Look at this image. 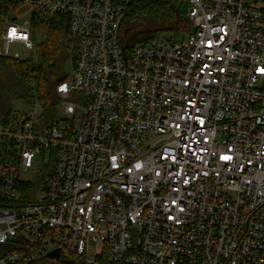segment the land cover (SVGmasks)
Returning a JSON list of instances; mask_svg holds the SVG:
<instances>
[{"label":"built area","instance_id":"built-area-1","mask_svg":"<svg viewBox=\"0 0 264 264\" xmlns=\"http://www.w3.org/2000/svg\"><path fill=\"white\" fill-rule=\"evenodd\" d=\"M13 1L0 63L36 58L33 10L65 13L77 54L61 117L0 119V264H264L258 0H184V37L125 49L130 0Z\"/></svg>","mask_w":264,"mask_h":264},{"label":"trees","instance_id":"trees-1","mask_svg":"<svg viewBox=\"0 0 264 264\" xmlns=\"http://www.w3.org/2000/svg\"><path fill=\"white\" fill-rule=\"evenodd\" d=\"M184 0H130L122 25L125 30L139 23L140 29H156L154 32H141L142 43L161 38L162 30H174L176 24L187 19L181 12ZM14 6L13 0H0V35L4 20ZM264 10V9H263ZM188 24V22H187ZM185 30L189 29V25ZM30 30L33 39L40 34L41 40L35 42L36 58L3 57L0 63V119H7L14 113L9 107L13 100H23L32 104L39 103L41 116L46 123L59 103L56 86L69 73L66 64L72 67L77 54V39L69 31V19L65 13L42 14L33 10L30 15ZM136 37L129 40V44ZM42 175V174H41ZM28 264H79L71 255L59 257H39ZM99 264H115L103 254Z\"/></svg>","mask_w":264,"mask_h":264},{"label":"rangeland","instance_id":"rangeland-1","mask_svg":"<svg viewBox=\"0 0 264 264\" xmlns=\"http://www.w3.org/2000/svg\"><path fill=\"white\" fill-rule=\"evenodd\" d=\"M258 4L264 9V0H258ZM188 8V3L185 1L182 4L181 7V12L184 15L187 11ZM26 17V15H25ZM187 22L183 19L182 21L177 22L176 24H174V26L176 27V29L174 30H162L161 31V36L163 38H171L173 40H180L182 37H184L187 33L188 30H185L184 28H187ZM136 38L134 40L131 41L130 44H135V43H139L143 38H144V34L143 33H139L135 36ZM35 42L40 41L41 37L40 34H36L35 35ZM9 52L10 54H14L17 53L20 56H22L25 53V48L22 44L19 43H12L9 46ZM27 58V57H25ZM65 70L67 71V73H70L72 71V65L71 63H67L65 66ZM33 104L23 101V100H13L11 101L9 107L11 108L12 112L14 114H21L25 111V109L32 107ZM36 109H39V103H35L34 105ZM54 114H56V117H61L62 115V111H61V107L58 105L57 108L54 111Z\"/></svg>","mask_w":264,"mask_h":264},{"label":"water","instance_id":"water-1","mask_svg":"<svg viewBox=\"0 0 264 264\" xmlns=\"http://www.w3.org/2000/svg\"><path fill=\"white\" fill-rule=\"evenodd\" d=\"M139 26H140V24L137 23V24H132L126 28L125 34L123 36V39L125 41L123 49H125L129 40L131 38H133L134 36H136L137 34H139L141 32H154L156 30V29H139V30L134 31V29L138 28ZM47 256L48 257H58L59 256V249H55L53 251L48 252Z\"/></svg>","mask_w":264,"mask_h":264},{"label":"flooded vegetation","instance_id":"flooded-vegetation-1","mask_svg":"<svg viewBox=\"0 0 264 264\" xmlns=\"http://www.w3.org/2000/svg\"><path fill=\"white\" fill-rule=\"evenodd\" d=\"M140 28H136V29H134V31H136V30H139Z\"/></svg>","mask_w":264,"mask_h":264},{"label":"snow or ice","instance_id":"snow-or-ice-1","mask_svg":"<svg viewBox=\"0 0 264 264\" xmlns=\"http://www.w3.org/2000/svg\"><path fill=\"white\" fill-rule=\"evenodd\" d=\"M262 71H264V70H262ZM225 159H228V158L226 157Z\"/></svg>","mask_w":264,"mask_h":264}]
</instances>
